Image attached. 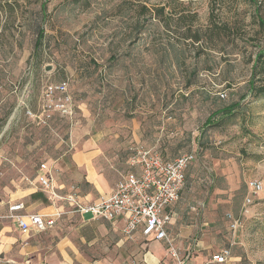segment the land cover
I'll return each instance as SVG.
<instances>
[{
	"label": "rangeland",
	"instance_id": "obj_1",
	"mask_svg": "<svg viewBox=\"0 0 264 264\" xmlns=\"http://www.w3.org/2000/svg\"><path fill=\"white\" fill-rule=\"evenodd\" d=\"M261 19L264 0H0V168L63 155L64 170L54 161L51 171L77 190L72 127L91 122L124 169L133 121L151 135L158 118L175 120L189 138L180 151L195 154L177 201L185 238L206 239L210 253L229 247L241 256L229 264H264V97L247 84ZM62 80L76 115L44 123L43 88ZM237 101L231 116L216 113ZM251 181L262 189L245 204ZM228 214L240 220L235 232Z\"/></svg>",
	"mask_w": 264,
	"mask_h": 264
},
{
	"label": "crops",
	"instance_id": "obj_2",
	"mask_svg": "<svg viewBox=\"0 0 264 264\" xmlns=\"http://www.w3.org/2000/svg\"><path fill=\"white\" fill-rule=\"evenodd\" d=\"M175 122H163L158 118L150 135V131L146 132L140 122L133 121L132 142L155 148L165 160H173L184 153L179 147L189 141L185 136L187 133H180L179 136V132L184 130L175 126ZM146 135L150 136V140L144 138ZM104 137L89 121L75 125L70 131L69 172L84 202H92L110 192L121 176L133 169L129 163L124 169L116 166L117 162L113 161L115 153L108 150ZM116 156L121 159L119 153ZM54 161L60 168L65 167L59 164L64 163L63 155ZM54 161L42 162L51 168ZM23 163L14 157L12 164L18 170L10 168L2 171L0 168V264H173L164 241L143 236L140 227L130 237L126 236L122 217L106 220L90 214H79L70 203L60 199L68 190L66 181L58 180L51 171L54 191L58 195L54 197L44 191L37 181L39 164L23 170L20 169ZM6 173L10 174V180L2 181ZM13 203L22 204L18 212L23 215H60L51 228L40 233L23 234L15 219L7 217L8 205ZM185 210L186 207L177 202L164 210L168 218L166 230L174 238L185 264H229L230 261L240 260L241 256L230 254L225 263H217L211 260V256L223 248L210 253L211 243L206 239L195 237L187 240L185 235L190 225L185 224Z\"/></svg>",
	"mask_w": 264,
	"mask_h": 264
},
{
	"label": "built area",
	"instance_id": "obj_3",
	"mask_svg": "<svg viewBox=\"0 0 264 264\" xmlns=\"http://www.w3.org/2000/svg\"><path fill=\"white\" fill-rule=\"evenodd\" d=\"M219 95L226 96L224 92ZM26 113L33 116L30 110H26ZM55 114L68 120H72L76 115L67 80L50 83L43 88L41 113L38 118L46 123ZM128 151V162L133 169L123 174L110 192L100 195L92 202H84L75 186L71 185L60 199L70 203L79 214H90L106 220L122 217L125 221L123 232L126 236L130 237L140 227L143 236L165 242L167 254L173 264H185V258L175 246L174 238L166 230L168 218L164 210L179 200L185 184L186 169L194 161L195 154L184 152L173 160H165L157 149L139 144L130 145ZM51 169L47 163H40L37 181L44 191L58 197L54 191ZM261 189V182L251 181L245 196V204L251 203ZM22 207L21 203L9 204L7 217L15 219L23 234L40 233L51 228L56 217L60 215V213L50 216L40 213L23 215L18 212ZM228 218L229 227L235 232L240 220L231 214H228ZM229 257L230 248L227 247L213 254L211 260L225 263Z\"/></svg>",
	"mask_w": 264,
	"mask_h": 264
},
{
	"label": "trees",
	"instance_id": "obj_4",
	"mask_svg": "<svg viewBox=\"0 0 264 264\" xmlns=\"http://www.w3.org/2000/svg\"><path fill=\"white\" fill-rule=\"evenodd\" d=\"M155 11L157 12V14L164 13V9L161 7L156 9ZM260 23L264 24L262 19L260 20ZM39 37L35 41L36 46L38 45ZM255 77H258L257 79L263 81V83L256 85L255 81H254ZM247 84H248L249 92H252L253 94H256V95H262L264 97V43L258 49V51L255 54V58H254V61H253L252 67H251V75H250L249 80L247 81ZM243 97H244V95L240 96V98H243ZM238 105H239V101L232 102L228 106L221 107V109L218 110V112H216V113H225V114L231 116L233 109ZM213 116H214V113L208 116V118L206 119L207 124L211 123ZM53 118L61 119L56 114L52 117V119ZM66 120L68 121V119H66ZM130 145H132V144H130Z\"/></svg>",
	"mask_w": 264,
	"mask_h": 264
}]
</instances>
